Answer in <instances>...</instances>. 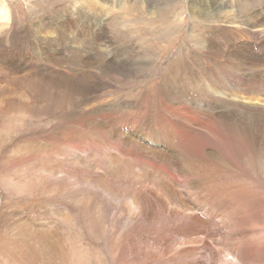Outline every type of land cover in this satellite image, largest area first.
Returning a JSON list of instances; mask_svg holds the SVG:
<instances>
[{
	"label": "rangeland",
	"instance_id": "374dc122",
	"mask_svg": "<svg viewBox=\"0 0 264 264\" xmlns=\"http://www.w3.org/2000/svg\"><path fill=\"white\" fill-rule=\"evenodd\" d=\"M4 1L12 8L13 22L0 31V264H264V91L260 86L264 84V0ZM74 7L90 12L94 25L82 29L98 32L109 58L121 49L118 60H130L126 72L112 71L104 78L94 71L98 76L90 77L97 89L96 108L109 112L107 121L104 117L96 124L104 144L121 139L127 148L117 143L118 154H112L118 158L104 168L90 164L93 169L87 171L75 166L70 174L59 170L47 174L46 169L58 168L64 157L50 143L44 150L38 144L53 132L62 139L69 129L83 134V127L66 122L52 127L53 118L31 111V92L21 90L15 82L22 80L14 82V78L29 71L39 72L36 79L45 82L58 78L48 71V62H39L48 59L41 46H32L37 38L31 27L38 29L40 22H50ZM256 20L259 23L253 25ZM74 33H79L78 27ZM62 41L68 51L47 49L49 58L100 62L90 42L83 46ZM41 50L42 55L37 53ZM5 56L18 76L1 63ZM229 64L233 70L226 68ZM208 67L214 74L207 72ZM147 95L157 96L140 110ZM11 103L20 109L10 110ZM177 105L187 112L184 120L169 109ZM76 110L78 115L82 112L78 105ZM189 117H194L192 122ZM177 119L192 128L185 144L176 141L163 152L140 146L134 138L143 139L142 133L154 130L158 139L169 140L170 129L165 127ZM236 124L239 130L234 129ZM38 126L46 127V132ZM80 145L67 141L69 152L86 156ZM138 159L163 164L164 170L168 167L171 179L162 169L159 174L142 171L148 167L139 166ZM134 160L129 173L118 171L120 162L132 165ZM59 184L62 189L56 197ZM228 194L235 199L222 205L223 195ZM78 196L89 201L87 196L95 197V207L80 206ZM61 202H69L70 208ZM56 223L57 232L45 229ZM39 232L51 236L35 244ZM54 240L65 252L57 246L53 259L48 245ZM234 248L242 258L254 260H240Z\"/></svg>",
	"mask_w": 264,
	"mask_h": 264
},
{
	"label": "bare ground",
	"instance_id": "6f19581e",
	"mask_svg": "<svg viewBox=\"0 0 264 264\" xmlns=\"http://www.w3.org/2000/svg\"><path fill=\"white\" fill-rule=\"evenodd\" d=\"M103 1H105V0H103ZM120 2H121V0H119V3ZM4 4H6L5 1L4 0H0V6L1 5L4 6V9H0V21H2V22H0V31H1V29H4L5 30L13 22L12 8L9 5L7 7ZM87 7H89V6H87ZM92 7H94V6L91 5V8ZM75 13H78V15H74ZM52 18L53 19L50 22L49 21H47V22L44 21V22H40V23L38 22L39 23L38 29L35 28V27H31V31L32 30L34 31L33 35H35V37L37 38V39L33 40L32 46L33 47L34 46L35 47L41 46L44 49V51L46 53V57L45 58H47L48 60L44 61V58H43V60H39V62H48L49 65H50L48 71H52L54 74L58 75V78L57 79L52 80V81H49V82H45L41 78H37L36 79V76H37V74L39 72H35V71L22 72V73H26V75L18 76V72L16 71V67L12 64L11 60L8 57H6V56H5V60H1V63L4 64V65H6V66H8V68H11L12 69V70H8V72L14 71L15 75L18 76L19 79L18 78L17 79L14 78V82L16 80L17 81H20V80L23 81V82L22 81L15 82L17 85L20 86L19 88H22L21 90H23L24 88H26L27 90H29L31 92V96H32V99L33 100L31 101V103H30L29 106H31V108H32L31 111L33 113H37L38 114L40 112H43L46 115H43L41 117H44V116H47L48 115L49 117L53 118V120H55V121H53V123L50 124V125H52V127H58L61 122H66L67 124L73 125V126H75L77 128L78 127H81V126L83 127V134H78V133L72 131L71 129H69L67 131V133H64L65 136H66V137H64V139L60 138V136L57 135V134L54 135V132H53L54 130L51 128V130H53L52 131L53 133H51L50 135H48L47 138H44L46 140V142L45 143H41V144L45 145L46 143H48V144L50 143L54 147L55 153L57 155H61L62 157H60V158H63V157L64 158L61 161L58 162L59 164L56 165V166H58V168L56 167L55 170L52 169V168L51 169H46V173L47 174H58V172L56 170H59L60 172L64 171V172H67V173L70 174L71 173L70 172V169L71 170L74 169L75 166L84 167L86 169V171L93 169L92 166L93 167L96 166L97 168L107 167L108 165H110L112 163V160L113 159L118 158L117 156L114 158V155L112 154V153L118 154L116 144L117 143H120V144H122V146H124L125 148H127V143L125 141H123V140L120 139V141H117V140H114V141L113 140H108L104 144V142H103L104 138L102 137L103 135L100 136L101 129H97L96 128V124L99 123V122H102L101 119H103L104 117H105L104 120L106 119V121H107L108 113L109 112L107 110H105L104 108H100V109H98V107L96 108V106L94 104V101L95 100H94V97L93 96L95 94H97V89L93 86V83H92V80L90 79V77L91 76H98V75H95V73H93L94 71H97L98 73H100L101 75H103L104 78L105 77H108V76L110 77L111 75H108V73H111L112 71H116V74H117V71H120V73H121L124 70L126 72L127 67H128V64H129L128 61H130V60H128V61L126 59H119L118 60L119 56L123 53L122 52L120 54V50L121 49L116 51L117 55L116 54L115 55H110V58L106 55V53L103 51V46L99 44L98 32L96 33V32H93L91 30L87 31V30L84 29L85 26L90 27V26L94 25V21H93L94 18L92 17V15L90 14V12L88 13L87 10H85V8H84V10H82V9H76L74 7V9L69 10V13H65V14H62V15L60 13H58V14L54 15ZM257 22L258 21L256 20L253 25H255ZM4 26H6V27L4 28ZM76 26L78 27L79 33H76L75 34L74 33V30L77 29ZM82 27H84V28L82 29ZM59 28H60V31H59ZM94 34H97L96 37H95ZM62 39H65L67 42H71L74 45H79V43L82 42L83 46H84V44L90 42L91 44L88 45V46H90L92 50H94L95 52H97L100 55V57H101L100 62L98 64H94V63H90V62H81L79 60H74V63H71L70 60H68L70 62H65V61L53 60L52 58H49L50 55H47V49L61 47L62 51L63 50L64 51L65 50L68 51L66 47L61 46L62 45L61 43H64L62 41ZM76 40L77 41H80V42H76ZM118 48L119 47L116 46V49H118ZM32 50H33L34 53H36V51H34L33 48H32ZM235 50L236 49H234V51ZM42 51L43 50L37 51V53L38 54L41 53V55H42ZM1 52L2 51H0V53ZM124 52L126 53V49H124ZM43 54H44V52H43ZM73 54H74V52H73ZM41 55H40V57H41ZM0 57H1V55H0ZM76 57L77 56H75V58ZM250 58H252V57H250ZM192 61H194V58L192 59ZM196 61H198V59H195V62ZM109 62H111V63H109ZM181 67L187 69V67H189V66L188 65H186V66L181 65ZM195 68H197V67H195ZM226 68L228 70H233L234 69V67L232 66V64H229V66L226 67ZM210 69H211L210 67L206 68L207 72L210 71V72L213 73V71H211ZM187 71L190 72L193 77L195 76V75H193V74H195V73H193V71H189V70H187ZM234 71L235 72H238V69H235ZM185 77L187 79L190 78L189 76H185ZM176 80H177V78H176ZM183 80H185V79L184 78H181V80H180V81H182L181 83H183ZM188 80H190V79H188ZM9 82L11 83V81H9ZM44 83H46L47 86L42 85ZM217 83H219V82H217ZM223 86H224V83H223ZM260 86H261V91L262 90L264 91V84H262ZM11 87H12V85H11ZM14 87H15V85H14ZM243 87H246V86H243ZM233 90H234V88H233ZM246 91H247V89H246ZM248 92H249V90H248ZM156 96H154V99H155ZM98 97H100V96H98ZM152 98H153V95H147L146 97H144L143 105L139 109L140 110H143L144 109V107H143L144 105L147 106V104H151V101L152 100L154 101V99H152ZM242 98L244 100H248L247 98H249V97L248 96H244V97L242 96ZM179 100H181V99H179ZM221 102H223V101H221ZM37 103H39L40 105H38ZM77 105L82 110V112L79 115L74 112L76 110ZM207 105H209V104H207ZM29 106L27 104V107L28 108H29ZM16 107H17V109H20V108H18L19 106L12 105V103H11V105H9L10 110H13ZM88 107H89V109H87ZM211 107H213V106H211V105L208 106V108H211ZM169 109L172 112V114L173 113H177L176 115H178L179 117L183 118V120H184L185 115H187V112L184 113V112H182L180 110L181 109V106H178L177 105V107H172V108H169ZM33 110H36L37 112H34ZM77 110H76V112H77ZM52 113H56V117H54L52 115ZM189 116H190V114H189ZM191 116H193V115H191ZM198 116H199V114H198ZM189 118H190V120L192 122V119L194 117L193 118L192 117H189ZM216 125H217V123H216ZM178 126H180L181 128L178 127ZM38 127L46 132V127H44V128L43 127H40V126H38ZM104 127L105 126L102 125V129H104ZM165 128L170 129L169 135H168L169 136V140L168 139L167 140L158 139L156 133H153L154 130H152L150 132H146V133L144 132V133H142V136H144L143 139L142 138H137L134 135V133H133V135H134L135 140L137 142H139V144L137 143L138 145H140V146L143 145V146H148V147L150 146L152 148H156L157 147L158 149H160L163 152H165L167 150H170V146L171 147H174L173 146V143L176 142V141H178V143L180 145L185 144L188 141V139H187L188 138V133H189V131L192 130V128H190V127L188 128V126L186 125V123L185 124L184 123L180 124V120L179 119H177L176 121H171L170 120L168 122V124L166 125ZM186 128H188V129H186ZM133 129L135 130L136 128L133 127ZM197 129L198 130H201L202 127L200 125H198ZM234 129L239 130L240 129V126L236 124V125H234ZM138 130H140V129H138ZM75 131H76V129H75ZM238 133H239V131H238ZM38 134L39 133L37 132V134H36L35 137H38ZM89 135L95 136V138L94 137L93 138H89L88 137ZM235 135H236V132H235ZM89 140H91V144L90 145L87 144ZM67 141L72 142V143H76L77 145H80L81 144L80 147L85 151L84 153H85L86 156H81L76 151L69 152L68 149H67V147H68L67 146ZM41 144H38V146H40L43 150L44 149H49V148L46 147V145L43 147ZM86 144H87V146H89L88 150H86V147H85ZM196 144H197V142H196ZM59 146H60V148L57 149V147H59ZM143 148H146V147H143ZM129 149H131V148H129ZM146 149H148V148H146ZM37 150H39V149H35V152H37ZM98 153H101V154H98ZM213 155H216V154L215 153H210V156H213ZM195 158H196V161L197 160H200L197 157H195ZM136 161H138L136 163L139 166H142L143 165V166H147L148 167V168L146 167L147 169H142V171L154 172V173H157V174H159L158 170L159 169H162L161 167L163 166V164H161L159 166H155L153 164H149V163L143 162V161H141L139 159L136 160ZM131 162H132V165H129L127 163V161L120 162L119 165H118V171L121 172V173H129L133 169L134 165L136 164L135 163V160L134 161H131ZM192 163L193 162H190V166H192ZM90 164H92L91 167L88 166ZM226 166L228 167V169H230L228 163H226ZM162 170H163L162 174L166 175L169 179H171L172 175L169 174L170 173L169 168L167 167L166 170H164V169H162ZM173 178H174V176H173ZM157 182H155V184ZM62 183L60 182V184H62ZM60 184L57 186L56 190H54V193H55V196L56 197H57V193L56 192H58V191H60L62 189V187L60 186ZM158 184H159V182H158ZM157 186H159V185H157ZM165 186H164V188H165ZM165 189H168V188H165ZM176 190H174L172 192L174 194L178 195V193H177ZM225 191H226V189H225ZM224 195H223V198L224 199H223V201H221L222 205L224 204V200L228 202V200L231 199L230 196H229V194H228V196H224ZM87 197H90V201L88 199H86V198L79 197V201L80 202L79 201L78 202L80 203V206L84 205V206H92L93 207L95 205V202H96L97 199L95 197H92V196H87ZM231 197H232V195H231ZM166 198H169L171 200H174L173 196H171V195H170V197H169V195H166ZM232 199H235V198L233 197ZM232 199H231V201H233ZM73 201H74V199H73ZM23 202H25V201H23ZM39 203L41 204L42 201L37 202L35 204V206H38ZM67 203H69V202H67ZM67 203L66 202H61V204H63L64 207L70 208V206L67 205ZM210 210L212 212H217L218 211V209L213 208V207H210ZM225 211H226V208L224 209V212ZM72 213H74V212H72ZM227 214H229V213L227 212ZM97 216H99V215H97ZM230 216H231V214H230ZM52 219H54V218H51V220ZM77 220H79V219H77V217H74L73 218V222H77ZM231 220L234 221V220H236V218L235 217H232ZM23 225L20 226L22 228V231H23L22 235L25 236V237H27V234L24 233V231H26V226H23ZM54 226L55 227L51 229V225L49 224V225H47V227L45 229L48 230V231H55V232H57V223ZM233 226H235V225H233ZM30 231H31V229H30ZM44 232H47V231H44ZM231 233H233V232L231 231ZM46 236H51V235H46V234L40 233L39 239H38V241L35 244L40 243L42 241H45ZM10 238H11V236H10ZM227 245H225V246H227ZM57 246L58 247L60 246V243L57 240H54L51 245H48V247L51 249V253L48 255L49 257H51L53 259L57 257V252L53 251V249L58 248ZM233 246H234V244H233ZM238 246H239V244H238ZM58 249H60L61 252H65L60 247ZM234 251L238 255V257L240 258V260H250V259H252V258H250V259L242 258L241 253H240V251H239L238 248H236V249L234 248ZM252 260H254V259H252ZM19 264H21V263H19Z\"/></svg>",
	"mask_w": 264,
	"mask_h": 264
}]
</instances>
